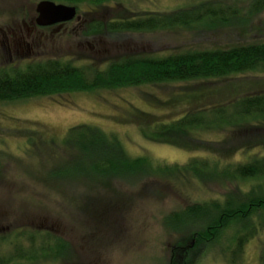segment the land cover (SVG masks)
I'll return each instance as SVG.
<instances>
[{
	"label": "rangeland",
	"instance_id": "374dc122",
	"mask_svg": "<svg viewBox=\"0 0 264 264\" xmlns=\"http://www.w3.org/2000/svg\"><path fill=\"white\" fill-rule=\"evenodd\" d=\"M38 1L0 0L1 68L50 58L102 66L125 53L150 57L264 41V10L251 18L244 31L229 27L205 31L199 26L83 34L92 22L116 20L124 10L133 14L169 11L196 0H116L107 6L91 5L90 1L69 21L35 28L32 23ZM239 7L246 8V3ZM198 86L195 82H162L0 102V258L11 257L17 248L35 255L31 260L12 257L5 264H173L171 254L178 252L172 250L173 243L178 238L164 226V217L194 202L220 197L223 190L219 184L184 183L183 178L169 180L156 175L146 176L137 185L125 179L96 178L88 168V157L75 154L71 158L60 141L68 127L87 122L115 134L130 156L169 165H182L192 158L213 163L221 155L211 154L202 140H220L224 130L193 131L189 147L155 143L140 134L137 114L147 113L153 121L173 120L230 95L264 90V73H244L204 85L220 90L233 86L226 98L215 93L200 99L187 96ZM146 129L151 131L152 125L147 124ZM263 152V148L239 149L231 159L244 161ZM58 167V173L49 178L50 169ZM231 234V229L223 230L213 243L191 248L188 254L196 252L188 264H229L237 243ZM55 237L66 244L55 241L58 248L51 254L49 247ZM190 237L181 245H192ZM263 250L264 229L248 239L234 264H262Z\"/></svg>",
	"mask_w": 264,
	"mask_h": 264
},
{
	"label": "trees",
	"instance_id": "16d2710c",
	"mask_svg": "<svg viewBox=\"0 0 264 264\" xmlns=\"http://www.w3.org/2000/svg\"><path fill=\"white\" fill-rule=\"evenodd\" d=\"M50 1L74 5L78 13L79 7L85 2L107 6L116 0ZM241 2L246 3V8L239 7ZM263 10L264 0H196L169 11L133 14L122 10L116 20L92 22L83 34L101 32L116 35L120 32L144 33L173 27L198 29L199 26L205 31L220 27L241 28L244 31L251 18ZM244 73H264V41L239 43L226 48H194L150 57L125 53L102 66L75 65L68 60L50 58L31 61L23 67H0V102L162 82L200 84L195 93H187L193 99L212 93L218 94V97L223 94L226 98L230 94L227 91L234 90L233 86L232 89L223 87L220 90L219 87L204 85L219 78L236 77ZM230 96L223 101L192 108L173 120L153 121L147 113L137 114V119L140 118V134L155 143L189 147L192 142L188 139L192 137L193 131L224 130L225 134L220 140H202L207 143L205 149L211 154L221 155L213 163L203 158H192L182 165H169L148 157L130 156L115 134H108L96 124L87 122L68 127L61 138L60 143L67 153L72 154L69 155L71 158L75 154L88 157V168L96 178L125 179L127 183L137 185L146 176L156 175L165 177L163 179L169 177V180L183 178L184 183L219 184L223 190L220 197L194 202L164 217V226L178 238L173 243L172 250L178 251L177 254H171L173 264H188L189 260L192 261V253L196 252L188 254L191 248L195 247L196 250L201 245L204 247L213 243L226 229L232 230L231 237L237 241L228 257L229 264H234L248 239L259 235L264 229V152L254 153L244 161L231 159L239 149H264V133L260 134L264 131V90ZM147 124L152 125L151 131L146 129ZM56 140L53 137V141ZM59 168L50 169L47 176L51 178L58 173ZM131 176H135V179H127ZM190 236L195 243L182 246V242ZM55 241L66 244L61 238L55 237L53 246L49 247H52L51 254H54L53 249L58 248ZM17 249L11 257L0 258V264L7 263L12 257L31 260L35 256ZM261 256L264 264V250Z\"/></svg>",
	"mask_w": 264,
	"mask_h": 264
},
{
	"label": "water",
	"instance_id": "95a60500",
	"mask_svg": "<svg viewBox=\"0 0 264 264\" xmlns=\"http://www.w3.org/2000/svg\"><path fill=\"white\" fill-rule=\"evenodd\" d=\"M35 23L40 26L65 22L76 16V7L50 0H39L35 7Z\"/></svg>",
	"mask_w": 264,
	"mask_h": 264
},
{
	"label": "flooded vegetation",
	"instance_id": "af4514ba",
	"mask_svg": "<svg viewBox=\"0 0 264 264\" xmlns=\"http://www.w3.org/2000/svg\"><path fill=\"white\" fill-rule=\"evenodd\" d=\"M62 24H63V23H61V25H62ZM32 26L35 27V28H36V27L46 28L45 26H42V27H41V26L36 25V24H35V19H34V22L32 23ZM54 26H58V25H54ZM50 27H53V26H50ZM58 27H59V26H58ZM58 27H54L53 29H58Z\"/></svg>",
	"mask_w": 264,
	"mask_h": 264
}]
</instances>
